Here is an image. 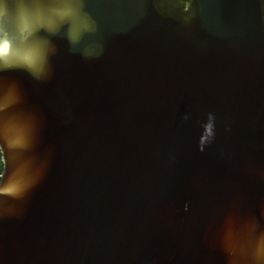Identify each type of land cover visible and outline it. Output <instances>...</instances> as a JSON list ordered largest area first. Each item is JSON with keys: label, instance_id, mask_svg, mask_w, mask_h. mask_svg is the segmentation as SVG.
<instances>
[{"label": "water", "instance_id": "1", "mask_svg": "<svg viewBox=\"0 0 264 264\" xmlns=\"http://www.w3.org/2000/svg\"><path fill=\"white\" fill-rule=\"evenodd\" d=\"M5 42L0 264H264V0H4Z\"/></svg>", "mask_w": 264, "mask_h": 264}, {"label": "snow or ice", "instance_id": "2", "mask_svg": "<svg viewBox=\"0 0 264 264\" xmlns=\"http://www.w3.org/2000/svg\"><path fill=\"white\" fill-rule=\"evenodd\" d=\"M13 2H15V0H13ZM20 2L24 7H32L44 3L45 0H20ZM61 2H64V0H61ZM3 4H4V0H0V9H2ZM5 50H6V42L3 45H0V53H3ZM31 54L38 61H43L46 55L45 50L41 47L39 43L33 46ZM7 87H9V82L5 80L3 73L0 72V92L4 91ZM15 87L17 88V91L20 93L21 102L23 104H28L23 86L20 84H16ZM40 122H41V117L37 112L35 119V125L37 130L39 129Z\"/></svg>", "mask_w": 264, "mask_h": 264}, {"label": "trees", "instance_id": "3", "mask_svg": "<svg viewBox=\"0 0 264 264\" xmlns=\"http://www.w3.org/2000/svg\"><path fill=\"white\" fill-rule=\"evenodd\" d=\"M3 171V163L1 161V152H0V173Z\"/></svg>", "mask_w": 264, "mask_h": 264}]
</instances>
